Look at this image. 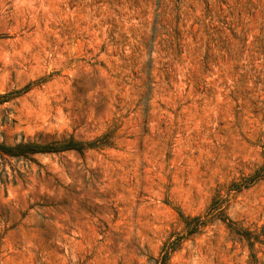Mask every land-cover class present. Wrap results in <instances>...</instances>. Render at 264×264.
Here are the masks:
<instances>
[{
	"label": "rangeland",
	"instance_id": "374dc122",
	"mask_svg": "<svg viewBox=\"0 0 264 264\" xmlns=\"http://www.w3.org/2000/svg\"><path fill=\"white\" fill-rule=\"evenodd\" d=\"M15 90L0 140L92 146L0 159V264H264V0H0Z\"/></svg>",
	"mask_w": 264,
	"mask_h": 264
},
{
	"label": "trees",
	"instance_id": "16d2710c",
	"mask_svg": "<svg viewBox=\"0 0 264 264\" xmlns=\"http://www.w3.org/2000/svg\"><path fill=\"white\" fill-rule=\"evenodd\" d=\"M23 90H15L13 92H4L0 94V104L4 103L5 101H8L13 96L19 95ZM85 146H92L91 144L87 142H77L73 140H68L65 142L60 143H43V142H37L30 139H20L19 141L8 143L5 140H0V159L2 161H6L9 158H15V159H27L31 160L32 156L36 153H44V152H59L63 150H78L81 151ZM255 175V172L251 174L248 178V182L244 185H249L255 181V178H253ZM243 186H237L236 182H232L229 186V190L239 191ZM220 200L218 198H213L211 203L208 205V208L202 215H193V216H182L183 221V228L182 232L184 234V237H188L198 231V229L202 226H204L207 222L213 220V219H219L223 222L227 220V218L223 214V209L220 205ZM210 215L207 217V215ZM229 221V220H227ZM231 223V221H230ZM230 225V224H229ZM246 239L247 236H245ZM172 241H166L163 244V247L160 251V258H161V264H165L169 253L175 249V247L178 245L177 243H173Z\"/></svg>",
	"mask_w": 264,
	"mask_h": 264
}]
</instances>
